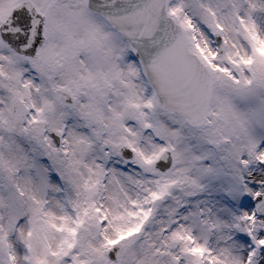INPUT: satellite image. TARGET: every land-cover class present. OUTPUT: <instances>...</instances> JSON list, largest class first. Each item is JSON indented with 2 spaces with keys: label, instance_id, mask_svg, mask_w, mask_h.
Listing matches in <instances>:
<instances>
[{
  "label": "snow or ice",
  "instance_id": "snow-or-ice-1",
  "mask_svg": "<svg viewBox=\"0 0 264 264\" xmlns=\"http://www.w3.org/2000/svg\"><path fill=\"white\" fill-rule=\"evenodd\" d=\"M0 264H264V0H0Z\"/></svg>",
  "mask_w": 264,
  "mask_h": 264
}]
</instances>
